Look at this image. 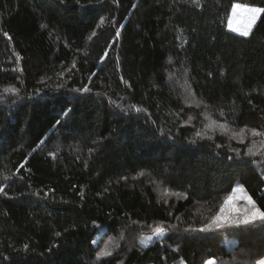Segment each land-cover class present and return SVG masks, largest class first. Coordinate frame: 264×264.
Wrapping results in <instances>:
<instances>
[{
	"label": "trees",
	"instance_id": "1",
	"mask_svg": "<svg viewBox=\"0 0 264 264\" xmlns=\"http://www.w3.org/2000/svg\"><path fill=\"white\" fill-rule=\"evenodd\" d=\"M219 127L264 135V0H0V264H262L213 219L264 211V149Z\"/></svg>",
	"mask_w": 264,
	"mask_h": 264
},
{
	"label": "rangeland",
	"instance_id": "2",
	"mask_svg": "<svg viewBox=\"0 0 264 264\" xmlns=\"http://www.w3.org/2000/svg\"><path fill=\"white\" fill-rule=\"evenodd\" d=\"M235 6V8H234ZM256 9L257 11L253 12L252 10ZM261 14V9L254 6H246L242 4H233L229 17L227 20V29L239 36L240 31H242L244 28H247L249 35L250 31L252 30L253 26L255 25L257 19L259 18ZM255 17V19H251L252 17ZM251 19V23L249 24L248 21ZM229 21H231V25H229ZM244 36V37H246ZM217 132L221 133L223 136L228 138L230 141H234L237 144H246L247 141H249L250 144L253 146L248 149L249 152H251L252 155H257V150L264 149V135L255 136L254 132L247 133L245 131H232L228 130L223 127H219ZM264 151V150H263ZM235 194L232 196V201L230 204V210L232 217H235V214L237 213H243L245 215L244 209L246 206L247 198L243 194V192L236 188ZM229 211V209H226ZM214 224V223H213ZM166 230L164 229H158L150 234H143L139 237V244L143 247L149 246L153 244L155 241L163 238L166 235ZM98 238L95 239L94 242H97ZM262 262V261H261ZM173 264H184L182 261H177ZM207 264V263H206ZM262 264H264V259Z\"/></svg>",
	"mask_w": 264,
	"mask_h": 264
},
{
	"label": "snow or ice",
	"instance_id": "3",
	"mask_svg": "<svg viewBox=\"0 0 264 264\" xmlns=\"http://www.w3.org/2000/svg\"><path fill=\"white\" fill-rule=\"evenodd\" d=\"M235 8V6H234ZM253 12L257 11L256 9L252 10ZM251 19H255V17L253 16ZM251 19H249L248 23H251ZM229 25H231V21H229ZM248 34L247 28H244L242 31H240V35L242 36H246ZM0 191H3L2 188H0ZM236 189H233V192H235ZM232 201V197H229L228 199L225 200L224 204L225 206L221 208L220 210V214L217 215L216 217H214L213 219V223L218 227V228H222L224 227L225 224H229L232 225L234 222L232 220H230L228 217L229 215H231V210H230V204ZM226 209H229L228 214L226 215ZM245 215L243 216V220L240 221L239 219H237V221H235V223L238 225L239 223H243L244 225H249L252 224L253 222H255L257 219H259L260 221H264V211H260L259 209L256 208L254 202L252 201V199L249 197L247 198V202H246V206L244 209ZM209 228L211 227V225L208 226ZM206 229L205 228H201L200 231L204 232ZM207 264H215L214 260H208Z\"/></svg>",
	"mask_w": 264,
	"mask_h": 264
}]
</instances>
